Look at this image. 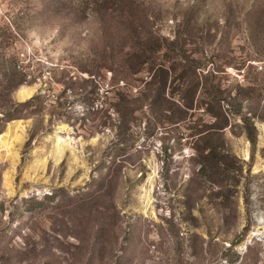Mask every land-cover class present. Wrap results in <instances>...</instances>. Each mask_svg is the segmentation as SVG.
Segmentation results:
<instances>
[{"label":"rangeland","instance_id":"obj_1","mask_svg":"<svg viewBox=\"0 0 264 264\" xmlns=\"http://www.w3.org/2000/svg\"><path fill=\"white\" fill-rule=\"evenodd\" d=\"M0 264H264V0H0Z\"/></svg>","mask_w":264,"mask_h":264},{"label":"trees","instance_id":"obj_2","mask_svg":"<svg viewBox=\"0 0 264 264\" xmlns=\"http://www.w3.org/2000/svg\"><path fill=\"white\" fill-rule=\"evenodd\" d=\"M145 59H143L141 63H145L144 62ZM158 74H155L152 76L151 79L147 78L146 80L143 81L144 85L142 87H139V89L136 92V95L138 94V96L136 97L138 99V101L143 102L144 105H146V103L148 104V101H150V104H148V108L152 111V109H155V105H157V102L162 101V103H168L169 102V98L167 97L166 94V85L165 83L167 82V77H168V72L166 71H157ZM162 72V73H161ZM159 79L163 80V85L160 84ZM157 85H159V88H154L157 87ZM129 91V92H128ZM134 90L130 91L127 89L128 93H119V101H121L120 103H122V101L124 102H128V100H131V98H133L132 93ZM119 105V104H118ZM187 108H190L191 106H186ZM126 116V114H123ZM138 120V118H137ZM121 127V126H120ZM214 129V128H213Z\"/></svg>","mask_w":264,"mask_h":264}]
</instances>
